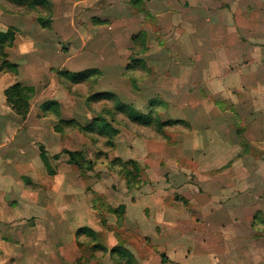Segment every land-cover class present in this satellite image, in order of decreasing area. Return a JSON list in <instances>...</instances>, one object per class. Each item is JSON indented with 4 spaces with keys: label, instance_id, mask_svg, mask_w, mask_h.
<instances>
[{
    "label": "crops",
    "instance_id": "1",
    "mask_svg": "<svg viewBox=\"0 0 264 264\" xmlns=\"http://www.w3.org/2000/svg\"><path fill=\"white\" fill-rule=\"evenodd\" d=\"M49 2L52 17L48 28H42L38 21L28 24L26 18L8 14L4 18L7 24L0 25L2 33L9 27L16 30L11 46L6 47L3 53L4 60L14 68L3 66L0 55V264H115L110 252L118 244L130 251L136 264H205L203 259L211 248L209 245L213 244L214 253L224 258V242L229 240L235 241L244 253L258 245L264 248V235L257 241L250 237L255 232L252 229L254 214L260 212L264 220V200L258 198V202L249 205L231 201L232 209L235 208L233 212L237 214L233 226L220 223L216 215L207 217L202 213L206 219L203 234L197 228V220L192 221L187 211L191 205L187 184L178 187V194L164 204H151L148 214L142 202L132 198L136 196L131 193L138 191L127 190L125 184L120 191L123 198L117 203L102 194L95 200L94 192L98 185L94 184L92 192L85 184L79 183L78 170L66 164L65 155L61 153L73 134L55 132L54 121L38 117L39 105L35 107L31 103L26 118H20L7 105L4 96L5 89L15 83L33 87V101L49 100L56 92L62 117L75 118V115H64L62 102L58 99L60 93L55 89L60 88L56 79L58 71L79 73L98 70L100 79L96 92H109L98 91V87L105 78L126 83L124 71L132 59V38L139 33L151 29L162 35L165 33L168 48H180L198 59L206 54V48L216 46L214 33L223 31L225 44L240 45L241 50L234 52L225 69L209 74L208 81L220 91L216 93L228 98L230 108L225 113L218 108L213 109L214 118L204 116V121L196 119L193 115L195 109L188 105L189 96L209 94L210 88L204 83L202 90L190 92L187 86L188 89L179 92L186 95L182 107L176 106L181 110L178 114L181 117L174 116L176 118L168 120L187 124L190 135L202 133L211 126L218 128L223 141L216 143L214 150L206 152L213 157H227L230 161L216 168L221 171L215 174L224 180L244 171L256 181L255 171L239 166L237 162L249 155L238 148L228 151L225 143L227 145L229 141L223 138V134L229 135L230 144H234L239 143L237 132L242 131L241 137L246 143L264 147V115L260 116L264 112V0ZM144 56L136 58L147 64ZM192 59L191 66L195 62ZM168 61L176 62L173 58ZM115 67H118L117 71L112 72ZM152 82L148 83L147 89L157 88ZM204 88H209V91ZM136 92L141 93L140 86ZM110 93L119 94L115 91ZM138 93L133 97L136 98ZM198 107V113H201V105ZM171 108L168 104L167 109ZM201 124L202 128H198ZM229 128L233 135L228 134ZM40 146L50 160L52 175L48 176L40 158ZM206 152L202 155L206 156ZM56 155H59L57 160L53 159ZM216 203L222 206L220 200ZM82 229L92 231L95 237L80 233ZM223 233L232 238L223 240ZM204 235L206 237L201 238ZM134 238L148 240L147 246L133 243L131 240ZM200 238L202 245L199 244ZM98 243L106 253L96 256L97 252L92 247ZM160 253L164 257H160ZM262 256L264 264V254Z\"/></svg>",
    "mask_w": 264,
    "mask_h": 264
},
{
    "label": "rangeland",
    "instance_id": "2",
    "mask_svg": "<svg viewBox=\"0 0 264 264\" xmlns=\"http://www.w3.org/2000/svg\"><path fill=\"white\" fill-rule=\"evenodd\" d=\"M6 14L22 16L26 18L28 24L30 22L34 23L38 18L46 23L50 20L51 23L52 7L49 0H0V25L5 26L7 24L4 19ZM14 30L11 31V35L15 38L16 30L15 32ZM164 37L165 33L162 35L159 31L151 29V31L145 32V37L142 40L143 44L141 41L138 46H133L130 56L141 58L142 54L146 55L144 57L147 59L149 66L145 61H141L145 68L142 63H139L133 70H125L126 83L123 84L115 78H105L103 80L98 87V91H115L119 93L118 95L115 94L116 96L96 94V86L100 79L97 73L75 77L72 75L73 73L66 70L58 71L56 79L60 88H55L60 93L58 99L62 102L64 115L68 117L75 115V118L65 119L62 117L58 101L55 98L58 95L56 92L54 97L49 100L43 102H40V100L33 101L35 95L33 87L31 88H33L34 93L28 100L29 108L31 103L35 107L39 105L40 114L38 117L51 119V121H54V126L59 120L65 122L59 125L62 135L71 133L73 135L66 142V148L63 150L78 151L82 154L78 158L77 164L70 166L78 170L80 174L79 183L85 184L89 191L94 189V184L98 185L96 192L92 191L96 195L95 200L100 198L98 197L99 194L105 195L106 199L113 201V203H117L123 198L120 195V191H123V184H125L122 175L125 170L130 171L132 167L122 166L118 161L125 163L131 160L139 165L141 184L139 183V189L129 190L138 191L131 193L132 196H136L132 198L142 202L141 204L147 214L151 210V204H156V202L164 204L163 202L178 194V187L187 184L190 189L187 197L191 204L188 206L187 211L191 215V220H197L196 222L199 223L198 227L194 225L202 232H199V234H203V229H205L206 219L202 217V213L207 217L216 215L220 223L233 226L232 222L237 214L233 212L235 208L232 209L231 201L249 205L252 202L254 204V201L258 202V199L264 200V147H261V144L246 143V141L241 143L240 138L239 143L230 144L229 135L223 134V138L229 141V144L226 145L225 143L228 151H235L238 148L240 151L241 149L244 150V154L249 155L237 162H239V166L252 168L256 173V181L254 178L250 179L244 171H240L239 175L233 178L230 176L221 180L215 174L217 171L220 172L221 169L216 170V168L229 162L230 159L220 155L213 157L211 153L206 152L207 150H214L216 143L223 141L218 128L211 126L206 130L204 129L202 133L190 135L191 130L184 123L161 128L157 122H167L169 118L174 116L181 117L178 115L181 110L176 106L182 107L186 95L179 94V92L188 89L187 86H189L188 91L198 92L202 88L201 86H204V83L210 88L209 94L199 95L197 93L189 96L188 105L195 109L193 112L194 117L196 119L202 118L201 121L206 119L204 116L214 118L216 116H214L212 110L217 108L221 113H225L226 109L230 108V102H228L227 97L223 98V96L216 93V91H220L208 81L209 74L225 69L227 61L230 58L233 59L234 52H239L241 47L240 45H226L225 33L218 31L214 33L213 39L216 46L212 45L206 48V54L195 59L192 54L194 52H189L192 54L190 55L182 52L180 48H168V38L164 39ZM8 43L10 41L5 44ZM10 46H5V48ZM1 49L0 53H5L4 49ZM172 58L176 62L168 61ZM191 58L195 61L192 66L190 64ZM117 69L118 67H115L112 72H116ZM59 72L60 74H58ZM145 78L147 80L144 81L145 83L143 82L144 84H141V81ZM150 81L153 86L157 85V88L147 89L146 86L149 85ZM139 86L141 93L136 92L139 90ZM134 87L135 89H133ZM209 88L204 89L208 92ZM128 90L132 91L133 96L138 93L137 97L134 98ZM155 92L157 93L154 94ZM153 96H155L154 99L149 103L148 101ZM166 100L170 107L172 106L170 110L167 109ZM120 102L127 108L118 110L117 105ZM259 103H261V100ZM198 104L202 107L203 111L201 113H198ZM135 113L143 117L151 116L149 124H141L140 122L144 120L142 118L138 121L132 120ZM263 115L264 112H261L260 116ZM103 120L117 129L118 134L115 137H111L107 128L101 127ZM198 128H202V124ZM229 131L228 134L233 135L231 128H229ZM241 132L239 131L240 136H242ZM228 145L230 146L228 147ZM189 151L195 153H189ZM202 152H206V156L205 154L202 155ZM64 155L65 161H67V156ZM58 158L59 155L55 159ZM46 160L49 176L54 172L50 167V160L48 158ZM234 161L236 162V160ZM109 166L114 170H109ZM218 200H220L221 207L217 206L216 201ZM95 203L97 204V201ZM225 203L227 204L225 205ZM257 214L261 215L260 212H257ZM116 216H118V212H116ZM262 228L263 231L258 230ZM258 229H253L255 232H252V236H250L251 238L254 237L256 241L264 233L262 225H259ZM191 230L193 232L194 228ZM233 231H235L234 234L237 233L234 228ZM205 237L206 235L201 238ZM201 238L200 245H202ZM222 238L226 240L227 238L231 239L232 236L223 233ZM247 238L248 240L251 239ZM207 239H209V236ZM131 241L133 243H144L146 246L148 244V240L146 242L142 238H134ZM209 246L211 248L206 253L208 260L205 257L203 259L205 264L263 263L264 248L261 245L256 246V249H252L250 252L244 253L243 248H239L235 241H226L223 246L224 258L214 253L213 244ZM92 248L97 252L96 256L106 253V249L100 243ZM114 248L124 249L125 247H119L118 244ZM127 252L129 251L127 250ZM125 255L124 252L121 254L116 252L111 257L115 264H134L130 262L129 256ZM161 256L164 257L162 253H160ZM162 261H164L163 258Z\"/></svg>",
    "mask_w": 264,
    "mask_h": 264
},
{
    "label": "trees",
    "instance_id": "3",
    "mask_svg": "<svg viewBox=\"0 0 264 264\" xmlns=\"http://www.w3.org/2000/svg\"><path fill=\"white\" fill-rule=\"evenodd\" d=\"M37 21H38L39 25L42 28H48L49 25H50V20L46 23L41 18H38ZM11 31L13 32V29L9 28L6 32H3V33L0 32V48H2L1 50H3L5 48V46H10L11 45V43H12V41L14 39V37H12V35H11ZM144 37H145V32L139 33L138 35L134 36L132 38L134 46H138L139 43L144 39ZM7 41H10V43H8L6 45L5 43ZM142 44H143V41H142ZM142 50H144V49H142ZM0 55H1L2 59H3L2 60V65L6 66L7 68H10V69L12 68L13 69L14 65H11L10 63H8L7 61L4 60L3 53H0ZM139 63L140 64L142 63L140 59L135 58V57L132 58L130 64L126 67V71L127 70H133L134 68H136V65H138ZM142 66L145 68V65L143 63H142ZM64 73L66 74L67 72H64ZM96 73L99 74V76H100V72L98 70H95V69H89V70H85V71H82V72H79V73H73L72 75L75 76V77H77V76L78 77H82V76H85V75H88V74H96ZM58 74H60V72ZM130 81L133 82L132 80H130ZM133 89H135V87ZM33 91H34L33 88L22 86L19 83H15V84L9 86L4 91V96H5L7 105L11 108V110L17 116H19L22 119H25L26 116L28 115V112H29L28 100H30L31 95H33V93H34ZM96 94H98L100 96L115 95L114 93H110V92H102V93H96ZM42 107L44 108V106H42ZM126 108H127V106H125L121 102L118 103V105H117V109L118 110H124ZM132 117H133L132 120H136V121H138V119L142 118L144 120H142L140 123L141 124H145L146 123V125H148L149 124L148 122L150 121L149 119H150L151 116L143 117L142 115H140L138 113H135ZM61 123H65V122H63L62 120H59L58 123L54 126V131L57 132V133H60V134H62L61 133L62 130L59 127V125ZM157 124H158V126L163 128L165 126L183 124V122L167 120V122H157ZM185 125L188 126L187 124H185ZM101 127L102 128H107L109 130L108 132H109V134L111 135L112 138L115 137L118 134L117 129L113 128L107 121L103 120ZM237 133H238L237 135L240 138V142L241 143L245 142L244 139L240 136V133L239 132H237ZM62 153L66 154V156H67L66 163L69 164V165H76L77 162H78V158L82 156V154L80 152H78V151L62 150ZM56 157H57V155L54 156L53 158L55 159ZM40 158H41L42 162L44 163V165L47 168V162H46L47 158L45 156L44 149L41 146H40ZM118 163L120 165H122V166L126 165V166H131L132 167L130 169V171L129 170H127V171L125 170L124 174L122 175L123 178H124V181H125L126 188L128 190L129 189L130 190L131 189H139L140 188L139 187L140 186L139 183L141 184V182H140V180H141V178H140V170L138 168L139 165L135 161H131V160L127 161L125 163L119 160ZM108 169L111 170L112 168L110 167ZM112 170H114V169H112ZM258 225H262V227H263L264 226V220H262V218L256 212V214H254L253 220H252V229L257 230L258 227H259ZM258 230L259 231H263V228L262 229H258ZM82 232H86L88 235L91 236V238L95 237L93 232L88 230V229L80 230V233H82ZM263 235H264V233H262L261 236H263ZM261 236H259V237H261ZM124 249L123 248H120V249L119 248L118 249L117 248H113L111 250L110 254L114 255V253H116V252L119 253V254L124 252L126 255L129 256L130 262L136 264V262L134 260V257L130 253V251L128 249H125V250ZM127 250L129 252H127Z\"/></svg>",
    "mask_w": 264,
    "mask_h": 264
}]
</instances>
